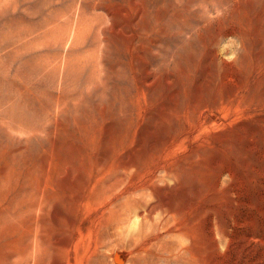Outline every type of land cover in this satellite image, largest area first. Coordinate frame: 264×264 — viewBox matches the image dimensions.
Here are the masks:
<instances>
[{
  "label": "rangeland",
  "instance_id": "374dc122",
  "mask_svg": "<svg viewBox=\"0 0 264 264\" xmlns=\"http://www.w3.org/2000/svg\"><path fill=\"white\" fill-rule=\"evenodd\" d=\"M0 264H264V0H0Z\"/></svg>",
  "mask_w": 264,
  "mask_h": 264
},
{
  "label": "clouds",
  "instance_id": "9594fccd",
  "mask_svg": "<svg viewBox=\"0 0 264 264\" xmlns=\"http://www.w3.org/2000/svg\"><path fill=\"white\" fill-rule=\"evenodd\" d=\"M223 43L219 44L220 49H230V55L226 57L227 62L231 63L232 61L238 59L240 51L243 47L242 43L235 36L221 37Z\"/></svg>",
  "mask_w": 264,
  "mask_h": 264
},
{
  "label": "bare ground",
  "instance_id": "6f19581e",
  "mask_svg": "<svg viewBox=\"0 0 264 264\" xmlns=\"http://www.w3.org/2000/svg\"><path fill=\"white\" fill-rule=\"evenodd\" d=\"M133 225H135V223H133Z\"/></svg>",
  "mask_w": 264,
  "mask_h": 264
}]
</instances>
